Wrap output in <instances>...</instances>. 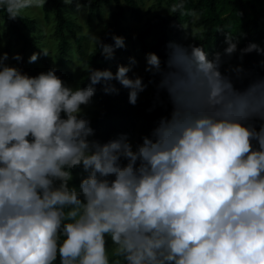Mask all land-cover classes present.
Wrapping results in <instances>:
<instances>
[{
  "label": "clouds",
  "instance_id": "1",
  "mask_svg": "<svg viewBox=\"0 0 264 264\" xmlns=\"http://www.w3.org/2000/svg\"><path fill=\"white\" fill-rule=\"evenodd\" d=\"M46 2L0 0V8L16 20ZM183 8L179 0L170 11ZM91 39L105 59L126 47L122 36ZM239 40L226 32L211 59L195 43L169 42L164 66L146 54L145 71L159 77L148 81L153 108L170 112L135 146L126 134L91 139L84 111L97 85L118 94L113 81L137 104L148 85L129 77L134 57L115 73L90 67L89 83L72 87L55 67L30 76L0 53V264H264V77L242 64L264 48L240 49ZM237 53L241 63L224 68ZM78 167L86 175L77 188Z\"/></svg>",
  "mask_w": 264,
  "mask_h": 264
},
{
  "label": "trees",
  "instance_id": "2",
  "mask_svg": "<svg viewBox=\"0 0 264 264\" xmlns=\"http://www.w3.org/2000/svg\"><path fill=\"white\" fill-rule=\"evenodd\" d=\"M168 5V13L153 16L144 24V28L134 37L130 21L139 22L142 19V6L144 0H78L80 7L77 8L74 2L71 6L62 3V0H47L42 8L46 20L50 14L54 18V36L56 37V49L48 51V56L41 54L37 62L29 64L28 58L34 52L46 50L37 44L34 39L41 38V31L37 29V21L21 15V18L9 20L5 9L0 8V22L5 20L14 36L8 38L5 45V52L9 54L15 44L14 40L21 39L23 46L20 54L23 57L20 67L23 72L30 76H36L45 72L51 67L57 69V75L68 84L73 74L72 58L68 57L74 51L78 59L79 81L77 86H86L88 81V70L110 69L113 73L117 71L118 65L129 66L124 56L130 58L136 55V49H130L127 44L130 42L137 45L143 53L155 52L161 59V64L167 60L166 45L172 42V38H181L185 28L188 31L196 30L192 36V44L203 45L205 50L212 55L216 49L225 48V34L240 38L238 48L242 49L250 42H254L264 48V0H184L182 11L171 13L173 4L179 0H164ZM81 9L85 12L86 21L91 30L94 21L102 23L99 30V37L107 44H113V35L125 38L126 47L116 49L113 59H105L101 51L94 44L88 46L86 36L79 33L80 26L75 23L70 14ZM72 11V12H71ZM109 11L108 20H104L106 12ZM198 14V19L192 16V12ZM185 27V28H184ZM24 29L21 32L20 29ZM223 28V32L218 29ZM32 34V38H27ZM2 32L0 29V40ZM187 45V44H185ZM226 59L224 68L229 64L237 65L241 61L239 53ZM130 60V59H129ZM264 56L255 52L246 54L242 64L246 70L254 76L264 77ZM223 70V69H222ZM136 72L131 70L128 75L133 77ZM143 82L148 85L149 94L146 97L138 98L135 106L128 102L129 90L123 88L118 82L113 81L119 89L118 94H105L101 85H97V92L93 97L89 108L91 113L88 117L91 120V127L96 139L100 143H106L117 138L120 134H126L129 141L135 146L142 143V137L149 135L152 129L158 124L162 116H167L170 106H157V89L155 84H149L150 79L158 81L159 77L153 78L151 74L142 77ZM69 85V84H68ZM239 87V83L237 84ZM160 98L167 102L166 94L161 92ZM83 107V106H82ZM151 109V111H150ZM73 180L71 184L78 188L83 173L81 167L72 170ZM56 264H59L57 260Z\"/></svg>",
  "mask_w": 264,
  "mask_h": 264
},
{
  "label": "rangeland",
  "instance_id": "3",
  "mask_svg": "<svg viewBox=\"0 0 264 264\" xmlns=\"http://www.w3.org/2000/svg\"><path fill=\"white\" fill-rule=\"evenodd\" d=\"M168 11H169L168 5L164 0H144V4L142 6L141 21L139 22H135L132 20L130 21V26L132 28V32H131L132 35L135 37L138 34V32L144 28L145 22L152 19L153 16L159 15V14H166L168 13ZM51 14L49 16V20H46L42 8L26 9L21 13L22 16L37 21L36 26H37V29L41 31L42 37L34 39V41L40 46H43V48L48 51H53L56 49V41H55L56 37L54 36V33H53L54 32V18H53V15ZM70 15H71L70 17L73 18L75 23H77L80 26L79 33L86 36L88 40V46L89 48H91L94 44V40L91 39V36L92 34L97 35V36L99 35V30L102 26V23L94 21L92 23L91 30L89 31L90 27L87 24L85 12L81 11V9H78L77 11L72 12ZM108 17H109V11L106 12L104 16V20L107 21ZM0 29L2 32V36L0 40V53H2V52H5L6 41L8 40V38H11L12 36H14V33L9 28L6 21L3 19L0 22ZM20 30L21 32H24L23 31L24 29L21 28ZM195 31L196 30L188 31L187 29H185L182 37L178 39L172 38V42H177V43H182V44H187V45L192 44V36L195 33ZM27 38H32V34H29V35L27 34ZM14 42L15 44L13 45V47L11 48L9 52V60L7 61V63L10 66L20 67V62L18 63L17 61L11 59V57L13 54H16V53L20 54L23 43H22V40L19 38L14 40ZM127 47H129L130 49H136V55L134 56V58L137 61V63L132 66V70L136 72V75H139L141 77L145 75H149L150 73L145 71V67H146L145 57L147 53L141 52L139 49L136 48L137 45H133L130 42L127 44ZM223 50L224 48L220 47L219 49H216L215 52L217 51L223 52ZM68 57L72 58V61H73L72 67H70L72 74H73V78L68 84L72 87H76L79 81V72H80V70L78 69L79 62L77 59V55L74 51H71ZM124 57L127 60L128 65H129L130 64L129 58L126 56ZM211 58H212V55L209 56V59ZM148 94H149V90L146 88L144 92L140 93V97H146ZM84 111L87 113V115L91 113L89 106L85 107ZM108 247H109L110 259H118L112 256L114 245H112L110 239H109Z\"/></svg>",
  "mask_w": 264,
  "mask_h": 264
}]
</instances>
